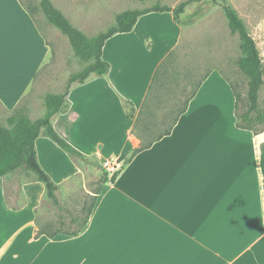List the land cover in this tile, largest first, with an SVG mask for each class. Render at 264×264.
Returning a JSON list of instances; mask_svg holds the SVG:
<instances>
[{"label":"crops","instance_id":"1","mask_svg":"<svg viewBox=\"0 0 264 264\" xmlns=\"http://www.w3.org/2000/svg\"><path fill=\"white\" fill-rule=\"evenodd\" d=\"M198 10L189 4L179 22L171 11L148 12L107 39L109 72L72 86L55 129L104 162L139 147L135 118L158 66L193 46ZM50 41L21 0H0L1 109L12 112L31 92ZM219 70L211 69L171 134L109 172L78 234L37 237L44 184L21 180L15 190L18 174L1 177L0 264H264V132L237 126L235 96ZM36 149L59 186L83 173L51 138L39 136Z\"/></svg>","mask_w":264,"mask_h":264},{"label":"trees","instance_id":"2","mask_svg":"<svg viewBox=\"0 0 264 264\" xmlns=\"http://www.w3.org/2000/svg\"><path fill=\"white\" fill-rule=\"evenodd\" d=\"M197 1L201 0H183L175 7L167 4H155L145 9H126L117 13L113 25L94 36H88L83 30L75 26L52 0H40L37 7L24 3L33 17L37 11L41 10L47 22L69 38L75 55L87 63L81 70L69 76L64 92H48L45 95L46 111L43 116L34 120L30 119L23 108L17 107L7 118V125L0 120V178L16 174L33 176V181H40L44 184L46 198L52 202L58 211L55 222L57 229L51 231L50 227L45 224L44 227H39L37 237L41 235L54 237L59 233L78 234L89 220L96 194L101 191L104 183L110 180L109 171L103 166L104 161L102 159L96 155L84 154L54 127L53 118L59 113L66 112L70 107L69 93L72 86L83 84L95 76H104L109 72L110 63L103 58L105 42L117 33L131 31L141 15L152 11H171L174 14V19L179 22L186 7ZM222 7L231 32L239 36L241 54L237 63L247 79V90L243 92L238 84L225 77L235 96L236 124L239 128L252 130L255 134H259L264 132V102L260 101V93L264 87V62L254 37L238 11L231 5L223 4ZM173 54L174 52H171L155 72L132 129V133L140 139V146L119 158V161L122 162L121 167L131 162L139 152L151 147L153 143L164 136L171 134L179 117L187 111L189 102L208 77V75L204 76L190 92H187L186 86H183L182 92L179 93L175 87L179 83L172 81L174 76L170 71V61ZM181 97H184V100ZM164 104H166L165 109L167 110L160 117L159 109ZM125 107L127 114L130 117H135L133 103L125 101ZM163 125L164 128L161 129ZM41 135L51 138L78 165H91L103 171L99 186L92 195L91 204L84 206L78 213L66 208L58 196L59 184L54 181L39 162L36 140Z\"/></svg>","mask_w":264,"mask_h":264},{"label":"rangeland","instance_id":"3","mask_svg":"<svg viewBox=\"0 0 264 264\" xmlns=\"http://www.w3.org/2000/svg\"><path fill=\"white\" fill-rule=\"evenodd\" d=\"M22 1L25 5L36 7L40 3V0ZM52 1L75 26L83 30L88 36H94L113 25L117 13L126 9H145L155 4H168L175 7L183 0ZM190 4L198 6L199 10L195 18L199 21L194 29L196 38L193 41V46H180L170 61V71L174 76L172 81L179 83L178 86L175 85L176 90L181 93L183 86H186L187 92H190L204 76L209 75L213 67H217L224 78L228 77L232 82L239 85L241 91L246 92L247 79L237 63L241 54L239 36L231 32L222 5L233 6L244 19L264 62V0H201ZM35 19L43 32L52 41L54 38V41H50L52 53L39 71L35 85L18 106L23 108L27 116L33 120L43 116L46 111L45 95L48 92H64L69 76L87 64L75 55L69 38L48 23L41 10L36 12ZM53 36H56L58 41H55ZM181 99L184 100V97ZM260 101L264 102V87L260 93ZM165 106L166 104L159 109L160 117L167 110ZM11 113L13 111L7 112L0 107V120L3 124L7 125V118ZM117 163L115 170H107L114 173L120 168L122 162L117 160ZM80 166L83 173L75 176L69 183L60 185L58 190V196L66 208L76 213L84 206L91 204L92 195L103 177V171L100 169L91 165L80 164ZM33 179V176L19 174L14 177L13 188L17 190L21 180L33 181ZM37 211L39 227L42 228L46 224L51 231L57 229L55 224L58 215L57 208L46 198L45 194L42 196Z\"/></svg>","mask_w":264,"mask_h":264},{"label":"built area","instance_id":"4","mask_svg":"<svg viewBox=\"0 0 264 264\" xmlns=\"http://www.w3.org/2000/svg\"><path fill=\"white\" fill-rule=\"evenodd\" d=\"M114 161H106L104 162V166L108 169V170H115L118 163H117V160L115 162V164H113Z\"/></svg>","mask_w":264,"mask_h":264}]
</instances>
